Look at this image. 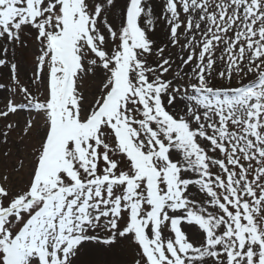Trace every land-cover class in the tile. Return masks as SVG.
<instances>
[{
    "label": "snow or ice",
    "instance_id": "snow-or-ice-1",
    "mask_svg": "<svg viewBox=\"0 0 264 264\" xmlns=\"http://www.w3.org/2000/svg\"><path fill=\"white\" fill-rule=\"evenodd\" d=\"M23 29L43 96L0 46V117L43 130L28 182L0 180V264H264V0H0V40Z\"/></svg>",
    "mask_w": 264,
    "mask_h": 264
},
{
    "label": "rangeland",
    "instance_id": "rangeland-1",
    "mask_svg": "<svg viewBox=\"0 0 264 264\" xmlns=\"http://www.w3.org/2000/svg\"><path fill=\"white\" fill-rule=\"evenodd\" d=\"M162 0H150L156 15L160 14ZM122 3V0H118ZM119 12V6L117 8ZM167 28L165 25L158 23L153 39L156 43L163 47L167 45L165 56L171 54L173 57L179 55V48L172 47L168 43V37L165 35ZM0 46L9 48L8 60L10 63L17 64L18 78L21 84L27 85L35 95L43 96V89L32 86L30 81L33 76L36 57L39 54L38 42L34 39V34L28 29H23L20 35V41L12 45H6L0 40ZM0 58H3V50L0 47ZM103 74L97 72L96 76L89 74L79 82V89L83 94L84 103L94 102V97L99 95V89L102 87L101 78ZM0 84H10V69L0 66ZM12 94L7 89H0V109L3 108L6 99ZM14 99L18 103L24 102L23 94L17 92ZM32 120V127L25 131L27 121ZM11 124L12 128H7ZM43 130V120L35 115L34 112L28 110H18L14 114L7 117H0V180L4 176L8 177V183L17 188L23 187L29 180V173L35 159L36 149L40 142V134ZM7 132V136L4 133ZM192 195L198 200L201 197L193 191ZM191 231H195L192 229ZM125 251L121 253L120 259L124 261L131 260L135 254L131 245L125 242Z\"/></svg>",
    "mask_w": 264,
    "mask_h": 264
}]
</instances>
